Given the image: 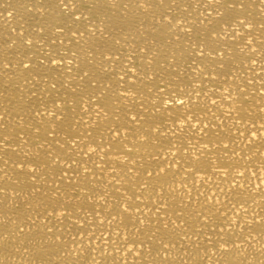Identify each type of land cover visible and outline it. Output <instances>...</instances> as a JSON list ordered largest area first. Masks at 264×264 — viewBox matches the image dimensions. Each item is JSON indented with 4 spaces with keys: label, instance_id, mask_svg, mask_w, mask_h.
I'll use <instances>...</instances> for the list:
<instances>
[{
    "label": "bare ground",
    "instance_id": "obj_1",
    "mask_svg": "<svg viewBox=\"0 0 264 264\" xmlns=\"http://www.w3.org/2000/svg\"><path fill=\"white\" fill-rule=\"evenodd\" d=\"M228 3L231 4L232 0ZM43 7H47L49 13H43ZM53 8L48 0H0V53L3 54L0 63L7 64V68L0 71V116L3 117L0 120V169L3 170L0 172L3 177L0 187L5 188L0 193V264H264V228L254 222V218L264 217V184L257 191L255 185L260 181L254 177L250 185L252 191L245 197L248 215L241 211L244 227L226 229L231 236L228 245L208 243L207 235H211V228L215 225L201 229L184 213H180L179 218L176 215L183 207L181 199L184 204L198 206L195 190L191 191L192 200L188 198L187 193L194 181L184 170L188 165L179 157L199 151L216 163H219L217 154L228 160L231 152L220 151L222 144L215 143L218 139L216 133L220 134L223 143H229L223 139L229 129L234 137H239L237 129H243L245 125L251 127L254 122L258 126L260 118L264 117V64L260 63L264 60L261 55L264 51V28L261 27L264 24V3L244 0L242 6L237 3L235 8L219 6V14L213 11L208 17L202 14L208 8L206 0L201 3L193 0L191 7L181 3L179 8L166 3L155 9L156 15L151 11L145 14L128 0H120L116 6L93 4L89 0L80 9L84 13L82 23L73 26L68 20L69 26L79 27L84 35L80 37L77 33L70 38L64 33H56L51 27L54 21L66 18L60 15V9ZM169 8L167 18L162 20L159 13ZM173 14L187 15L188 24L183 18L177 21L182 29L194 24L196 29L215 27L220 31L219 46L223 48L224 60L231 69L229 76H218L215 82H209L211 77L203 83L196 79V74L186 63L191 51L187 33L179 31L175 25L172 29L167 28ZM84 25H87L86 29ZM222 29L227 30V35ZM249 29L252 30L250 36ZM101 31L104 37L120 41L112 51L121 60L108 65L107 72L100 66V53L108 51L101 47ZM93 32L95 36H92ZM234 33L243 34L245 39L238 41ZM21 34L34 41L32 48L20 47ZM75 39H80L79 46L71 42ZM249 40L250 46L257 49L255 55L248 53L247 49L240 50ZM57 52L65 57L63 63L50 64L48 57L58 60ZM21 59L31 62V72L20 65ZM9 60L11 64H8ZM252 61L256 62L253 64ZM133 64L136 67H132L131 73L121 82L124 73L120 68ZM192 67L202 65L197 61ZM251 68L255 71H249ZM218 70L227 71L225 68ZM181 79L186 82L191 79L193 87L203 89L194 100L201 105L209 103V108L199 112L198 118L192 121L194 127H185L183 132L179 130L183 121L173 124L175 112L171 105L165 109L161 103L164 93L158 92L157 88L171 91L166 86L180 83ZM89 80L92 86H88ZM248 80L251 83L245 87ZM36 81H41L39 88L33 87ZM133 82L135 87L129 89ZM53 83L55 89L50 87ZM237 84L244 89L242 94ZM73 88L76 90L72 91ZM33 91L37 95L32 96ZM221 95L228 99L220 102L218 109L208 98L218 100ZM234 100L237 103H233ZM53 101L63 109V115L53 114L56 112ZM49 109L51 111H47ZM37 110L45 114L34 115ZM244 136H250V133L245 132ZM177 137H183V142ZM210 140L213 143H209ZM238 143L239 147L229 144V148L236 149L235 159L240 161V170L250 167L251 172H258L264 178L261 163L264 156L251 145L246 146V142ZM178 147L183 151L177 152ZM172 160L176 161L172 171L180 174L174 182L169 174L164 182L155 173L159 171L158 165L167 169L168 161ZM33 170L40 180L31 178L29 174ZM149 171L153 172L152 176L147 174ZM202 175L198 174L196 181ZM215 179L219 183L220 177ZM184 181L189 187H185ZM169 183L175 192L169 188ZM34 185L40 192H35ZM90 190L103 197L97 203L107 201L109 206L118 199L135 196L133 202L141 211L134 215L140 216L142 212L153 221L151 231L146 229L137 234L143 243L129 244L130 252L124 249L117 253L109 249L107 258L96 256L95 261L87 253L84 257L76 252L69 256L67 251L75 248L71 242L67 249L51 242L40 248L36 240L43 223L42 217L37 216L38 212H43L41 202H46L49 197H71L73 204H79ZM256 213L259 215L254 217ZM161 219L174 220L183 227H188L184 224L188 219L193 225L188 228L190 238L184 236L181 228L176 229L177 234L171 242L162 238V232L156 231L155 224ZM249 220L253 223H245ZM197 231L202 234L196 235ZM224 247L229 249L227 253L223 251Z\"/></svg>",
    "mask_w": 264,
    "mask_h": 264
},
{
    "label": "snow or ice",
    "instance_id": "obj_2",
    "mask_svg": "<svg viewBox=\"0 0 264 264\" xmlns=\"http://www.w3.org/2000/svg\"><path fill=\"white\" fill-rule=\"evenodd\" d=\"M87 2H89V0H48V4L54 6L53 10L60 9V15L66 17L63 21H54L52 23L51 27L55 29V32L64 33L66 38L75 37L77 33H80V37H83L84 32L81 31L79 27L69 26L68 20L72 21L73 26L82 23L81 16H84V13L81 12L80 9L81 6L85 5ZM90 2L93 4L105 3L107 5L116 6L120 0H90ZM192 2L193 0H128V3L135 4L138 10H141L145 14L151 11L153 15H156L155 9L158 6L166 3L170 6L175 5L179 8L181 3H185L191 7ZM196 2L201 3L203 0H196ZM243 2L244 0H232V3L229 4L228 0H206L208 8H205L204 13L202 14L211 17L213 11H216L219 14V6L227 5L229 8H235L237 3L242 6ZM261 2L264 3V0H261ZM170 10L171 9L169 8L168 10L159 13L162 20L167 18L168 11ZM184 11L187 12V9ZM42 12L49 13V9L43 7ZM77 12L80 14L77 15ZM182 18L185 24H188L187 15L181 17L173 14L171 21L167 24V28L172 29L175 25L179 31L187 33L189 48L191 51L187 54L188 61L186 63L188 69L196 74V79H198L200 83H203L205 79L211 77L209 82H215L216 77L218 76H229L231 69L229 68L228 63L224 60L223 48L219 46L221 44V39H218L220 37V31H217L215 27L204 30L196 29L194 24H192L191 27L182 29L177 23V21ZM224 22L228 23L227 20ZM157 23H159V21ZM240 24L243 26L244 21L241 20ZM84 27L86 29L87 25H84ZM261 27L264 28V24H261ZM49 31H51V29H49ZM222 31L227 35L226 29H222ZM213 33H215V35H213ZM248 34L249 36L252 34L251 29H249ZM95 35L96 33L93 32L92 36ZM101 36L103 39L101 47L107 48L108 51L100 53L102 57L100 66L105 72H107L108 65L121 60L120 56L112 51V48L115 45H118L120 41L119 39L112 41L109 37H104L102 31ZM234 38L238 41H243L245 39L243 34L235 33ZM71 42L77 46L80 45V39H75ZM53 43H55V41H53ZM60 43L63 44V40H61ZM33 44V40L26 39L21 34L20 47L30 49ZM250 45L251 41L249 40L243 44V47L240 50L244 51L247 49L248 53L255 55L257 49L252 48ZM72 55L75 57L76 53H72ZM261 55H264V51L261 52ZM57 57L58 60L56 57H48L49 63H63L65 57L59 56L58 52ZM2 58L3 54L0 53V60H2ZM173 59H175V56H173ZM197 61H199V64L202 65V67L193 68L192 65L197 63ZM88 62L91 63L92 61L89 60ZM255 62L256 61H252L253 64ZM11 63L12 61L9 60L8 64ZM30 63L31 62L26 63L23 59L20 60V65L24 69L29 70V72H31ZM260 63L264 64V60L260 61ZM41 66H43V61H41ZM132 67H136V65L133 64L131 67L125 66L120 68V71L124 73V75L120 77L121 82H124V77L131 73ZM6 68L7 64L0 63V71ZM220 68H225L227 71L221 72L218 70ZM249 71L254 72L255 69L251 68ZM37 75H39L38 72ZM84 75L87 76L88 73H85ZM145 75L147 74L145 73ZM185 75H187V73H185ZM32 78L35 79V77ZM83 78L84 77H81V79ZM137 79H139V77H137ZM40 83L41 81H36L33 87L39 88ZM250 83L251 80L245 81V87ZM182 84L184 87H181ZM192 85L193 81L191 79L187 82L184 79H181L180 83H169L166 86L169 87L171 91L166 92L164 88L157 86L158 92L164 93L165 98L161 99V103L164 105L165 109L167 110L168 105H171L172 110L175 112L173 124L175 125L178 121H183V123L179 125V130L181 132L184 131L185 127L189 129L193 128L194 125L192 121L198 118L199 112L204 111L205 108H209L208 102L201 105L199 101L194 100V96H200L203 89H198ZM88 86H92L91 80L88 81ZM50 87L55 89L56 84L53 83ZM128 87L129 89L134 88L135 82L129 84ZM236 87L242 94L244 89L241 85L237 84ZM75 90V88L72 89V91ZM35 95H37V93L33 91L32 96ZM226 99H228V97L223 95H221L218 100L208 98L210 104L216 106L218 109L219 103ZM64 103L66 104L67 101H64ZM233 103H237V101L234 100ZM53 104L56 107V112L53 114L57 116L63 115V109L60 108L59 104H57L56 101H53ZM47 111L51 110L49 109ZM44 114V112L37 110L34 115L42 116ZM2 119L3 117L0 116V120ZM135 119L136 117H133V120ZM260 119L261 122L258 126L254 122L251 127L245 125L243 129H237L240 132L239 137H234L231 129H229L228 135L223 138L227 139L229 143H223V140L219 139L220 134L216 133L218 139L215 143H217L218 146L222 144L220 151L224 153L231 152V156L228 160H225L217 154L216 160L219 161V163H216L205 158L204 153L199 151L195 154L181 155L179 157L180 160H183L188 165V168L184 170L189 172V175L194 181L187 193L188 198L190 201L192 200L191 191L195 190L197 193L195 200L198 206L193 207L189 204H184L183 199H181L183 207H181L176 215L179 218L180 213H184L185 216L193 219L194 223L199 225L201 229H209L211 225H215V227L211 228V235H207L208 243L213 246L228 245L231 242V236L226 229L234 230L237 226L241 228L244 227V224L241 223V211L245 216L248 215V208L244 206L247 203L245 197L252 191L250 185L253 183V177L260 181L259 184L255 185L257 191L260 190L261 184H264V178H261L258 172H251L250 167H245L243 170H240V161L235 159L236 149L229 148V144L239 147L238 142H246V146L251 145L256 152H259L261 156H264V151H261V149H264V131H262L264 130V117H261ZM200 123L203 124V120H200ZM204 127L208 128L209 126L204 125ZM217 127H219V125H217ZM253 129H255V131H253ZM116 132L118 134L119 129H117ZM245 132H249L250 136L245 137ZM177 139L183 142V137H177ZM209 143H213V141L210 140ZM97 147H99V145H97ZM173 147H175V145H173ZM90 150L95 151V149ZM83 151L82 148L81 152L83 153ZM176 151L182 152L183 149L182 147H178L176 148ZM244 158L245 157H242L241 159ZM247 159L251 160L252 157H247ZM84 163H86V161ZM175 163V160L168 161L167 169L162 164L158 165L159 171H157L155 175L158 178H161L164 182H167V177L170 174L174 182L175 177L180 174L178 171H172V167ZM261 163L264 165V161ZM181 167L183 168V165H181ZM221 170L223 173L222 175ZM2 171L3 170L0 169V172ZM200 173H203V175L200 176L199 181H196V176ZM86 174L87 169H85V179H87ZM147 174L152 176L153 172L149 171ZM29 175L33 180H40V176L35 174V170ZM216 176L220 177L219 183L215 179ZM0 179H3V177H0ZM53 183H55V181ZM183 183L185 184V187H189L186 181ZM33 187L35 192H40L38 187L35 185ZM161 188H163V184H161ZM169 188L173 192L176 191L172 186V183H169ZM201 188H204L205 190L201 191ZM56 190L58 191V187ZM4 191L5 188L0 187V193H3ZM42 195H46V193H43ZM262 196H264V193H262ZM100 199H103V197H101L99 193L90 190V194L85 196L84 201L79 204H73L71 197H68L67 199H64V197H56L55 199L49 197L46 202L42 201L43 212H38L37 216L42 217L43 223L40 225L41 234L39 235V239L36 240V244L40 248H43L45 244L51 242L52 244L67 249V245L71 242V244L75 245V248L67 251L69 256L73 255V252H76L79 256L84 257V254L87 253V255L95 261L96 256L107 258V256L110 255L109 249L117 253L124 249H127L130 252L131 249L128 248L129 244L135 245L143 243V241L139 240L137 234L144 232L146 229L151 231L153 221L142 212L140 216L134 215L135 212L141 211L139 205H136L133 202L136 197L133 196L128 199H118L117 202L111 206H109L107 201H105V203H97ZM160 199L163 200V197H160ZM123 205L127 206L123 207ZM190 207L191 211L189 210ZM158 210L159 209L157 208V211ZM258 215L259 213H256L254 214V217ZM261 220H264V217H260V219L254 218L255 225L264 228V224H261ZM33 223H35V221H33ZM245 223L252 224L253 220L246 221ZM155 224L157 225L156 231L162 232V238H168L169 242H171V238L177 234V228H181L184 236H189L188 228L193 227V225L188 223V219L184 220V224L188 225V227L177 225L176 222L171 219L157 220L155 221ZM141 225L144 227H140ZM217 229H219V231H217ZM195 234L199 236L202 233L197 231ZM213 236H215L216 239H213ZM174 246L175 245L173 244V247ZM235 246L239 247V245ZM228 250L227 247L223 248L225 253H227Z\"/></svg>",
    "mask_w": 264,
    "mask_h": 264
}]
</instances>
